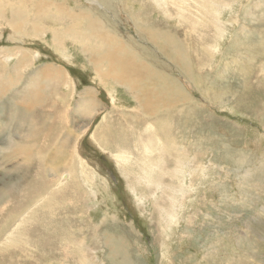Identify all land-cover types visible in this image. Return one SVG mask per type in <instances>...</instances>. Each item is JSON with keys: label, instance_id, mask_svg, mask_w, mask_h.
<instances>
[{"label": "rangeland", "instance_id": "374dc122", "mask_svg": "<svg viewBox=\"0 0 264 264\" xmlns=\"http://www.w3.org/2000/svg\"><path fill=\"white\" fill-rule=\"evenodd\" d=\"M34 1L0 0V264H264V0H36L71 12L40 19ZM13 8L35 22L15 30ZM92 16L171 95L151 94L164 100L151 123L129 78H97ZM23 88L45 102L9 99ZM85 93L100 115L81 114Z\"/></svg>", "mask_w": 264, "mask_h": 264}, {"label": "bare ground", "instance_id": "6f19581e", "mask_svg": "<svg viewBox=\"0 0 264 264\" xmlns=\"http://www.w3.org/2000/svg\"><path fill=\"white\" fill-rule=\"evenodd\" d=\"M161 1L164 2L165 0H161ZM93 2L97 3L95 0ZM109 2H111V0H109ZM32 6L35 8V10H37L36 16L38 17V19L46 17V13H47L48 10H50V12H53L54 10H56V11L59 12L58 15H60V16L71 15V12L66 10V7H59V6H57V5H55V4L51 3V2L43 3L42 1H39L36 4V0H35L32 3ZM101 6L103 7V5H101ZM208 9H210V8H208ZM78 10L82 11L84 14H87L86 12H90V11H85L83 9H78ZM4 12L5 11H3V10L0 11V17L6 16L4 14ZM28 17H30V18H28ZM32 17H33V23H34L35 22L34 13H32V15L28 16L27 14H24L20 10H16V9L13 8V13L11 12V17H10L11 18L10 19V26H11V23H12L14 25V29L17 30L16 29L17 24H19V25L20 24L28 25V23H29L28 20H31ZM74 20H78V19L75 18ZM86 20L89 21V22H87V23L83 22V29H84L83 32L85 33V35H90L93 38L94 37L97 38L98 44H101V45H98V46L104 48L102 54L96 55V59L94 58L93 60H90L91 64L94 65V67H95V72L97 74V78L103 79L104 77H108V78L114 80V82L119 84V85H120V83H119L120 80H124V79H128L129 78L130 79L129 82L132 84L131 86H135L136 84H141L144 87H148V85L151 83V80H150L151 76H150V73H147L148 74L147 75L144 72L143 64L138 59H136V56H138L140 53L138 51H136L135 47L130 45V44H128L127 42H124L123 40H121L119 42V44H117V42H115V40L107 38L108 36L105 37L106 34L108 35V32L106 31L105 26L102 25V23H100L98 21L97 17L92 16L91 19L86 17ZM63 28H65V27H63ZM75 30H77V29H75ZM139 31H141L143 36H147L149 41H150V43L153 44V45L155 43L162 44V42H166V39L163 36V34H161L158 31L147 30L144 33L143 28H140ZM16 34H18V32H16ZM70 36H72V34H68V37H70ZM147 43L148 42L145 41V44H147ZM30 54H31V52H30ZM30 54H29V52L23 53L21 55V57H19V63H23V64L28 63L29 59H28L27 55L30 56ZM65 60L67 61V59H65ZM28 66H30V64H27L26 68ZM104 66H106L108 69H109L110 66H112V69H111V71H109V72H111L110 74H105L103 76L102 69H103ZM186 68H187V71H185V73L189 77V79L192 81L191 83H189L190 84L189 87L193 88V89H197L200 86L199 82L196 80L197 77L195 76V74L192 73L189 64H186ZM44 72L48 73V71H42L41 70L39 72H35L34 77L39 79L42 83L52 84L54 86H61V83L67 84L68 86L70 85L69 82L67 81V79L64 76H59L57 74L56 75L55 74H45ZM119 75L123 76V78L117 77ZM115 76H116V78H115ZM167 84H168V82H167ZM126 87L132 92L134 100L136 101V103L138 105V108H139L138 110L142 111L143 115L145 113L146 116L144 115L143 117H145V120L148 119L149 123H151L152 119H154L155 115L159 114L160 110L158 108L163 106L164 100L159 99L158 97L157 98H153V100L149 99L148 100V102H149L148 105H145V102H146V99H145V96H144L145 92L143 93L142 90H140V89H137V90L133 91V89H131L130 87H128V86H126ZM167 87H169V86H167ZM35 90H36V88L35 89L23 88L22 90H20V91H18L16 93H12L11 95H9V99L11 100V98L14 99V98L20 97V99L22 98L21 100L25 99L28 102H35L36 106H38L40 104L41 100H44V102H45L46 99L45 98L41 99V97L37 93V90H36V92H35ZM0 92L3 93V91H0ZM89 92H91V91H89ZM2 93L0 95V99L2 97L5 98V95H2ZM108 93L111 96H113L111 100L112 101L116 100V102L118 103V99L114 96L115 93L113 92V90H109ZM152 93H155L158 96L161 95V94L163 95V93H161V92H152ZM165 95H166V93H164V96ZM170 96L171 95H169V99H170ZM166 99H167V97H166ZM174 99L178 101L177 97H175ZM46 104H48V103L46 102ZM25 105L26 106H30V105H28V103H25ZM31 106H34V104L31 105ZM42 106H43V104H42ZM77 108L83 112V113H81L83 115H85V114L88 115V113L93 114V113H98V112H99L98 115H100V113H101V111H99V104L97 103V101L94 99L93 96H89L86 93L84 95H82L81 97H79V99H78V107ZM176 108H177V106H176ZM43 109L41 110L42 114L45 111ZM168 111H170V110L163 109L161 114H163L164 112H168ZM45 115H47V114H45ZM26 116H24L22 114V116H19V118L21 120H28ZM102 119H103L102 121H105V123H109L108 118L105 115L102 117ZM21 120H19V121H21ZM145 126H147V125H145ZM39 130L41 131V133L44 132L41 129H39ZM158 140H159V142L162 141L160 138ZM150 144H151V142H150ZM58 145H60V146H58ZM58 145H56V150L59 149L61 151L60 154L62 153V155H59V156H61L62 158L61 159L59 158L60 160L58 159L59 161H56L54 163V166L65 165L66 162H67L66 161L67 155L63 152V149H64L63 147H65V146L62 144L63 146L61 147V143H58ZM19 147L21 148L22 146H19ZM18 154H22V153H20V152L15 153V155H18ZM55 159H56V156H55ZM153 167L154 166H152V168ZM152 168L149 167L148 169L152 170ZM69 175L72 176L71 173L63 175L64 179L65 178L69 179ZM63 176L61 177L60 181H62ZM180 176H181V174H180ZM23 223L21 225H23ZM7 235H9V234H7ZM112 253H113V256L116 255L115 251H112Z\"/></svg>", "mask_w": 264, "mask_h": 264}, {"label": "crops", "instance_id": "0c3cea01", "mask_svg": "<svg viewBox=\"0 0 264 264\" xmlns=\"http://www.w3.org/2000/svg\"><path fill=\"white\" fill-rule=\"evenodd\" d=\"M144 70H145V68H144ZM131 89H133V91H135V90H137V89H140V90H142V92L144 93V96H145V99H146V102H145V105H148V100H149V98H150V96H151V94H152V88L151 87H144V86H142L141 84H136L135 86H131ZM132 93V92H131ZM165 93V92H164ZM164 93H163V97H164V99H166V97L168 98V96H169V94L168 95H165L164 96ZM132 96H133V94H132ZM177 97H179V96H177ZM134 98V97H133ZM118 99V98H117ZM178 99V103H179V98H177ZM137 104V103H136ZM115 105V104H114ZM116 258H115V256H113L112 257V260H115Z\"/></svg>", "mask_w": 264, "mask_h": 264}]
</instances>
